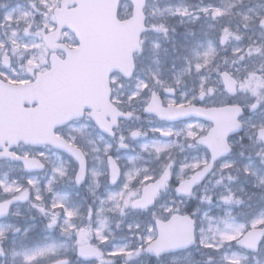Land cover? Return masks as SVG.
Masks as SVG:
<instances>
[{"label":"rangeland","instance_id":"rangeland-1","mask_svg":"<svg viewBox=\"0 0 264 264\" xmlns=\"http://www.w3.org/2000/svg\"><path fill=\"white\" fill-rule=\"evenodd\" d=\"M58 1L0 0L1 77H6L12 83L31 81L36 71L48 68L50 51L45 47L42 37L46 31L54 28L52 11ZM256 1L206 0L202 3L201 0H150L146 8V15L147 24L151 29L142 36L141 48L136 55L137 70L134 77L129 82L121 81L117 74L111 77L115 103L118 105L125 103L129 107L133 106L135 111H139V104L145 99L147 89L167 88L174 90L176 87H180L182 90H180L177 97L166 95L164 97L166 102H193L199 97L201 77L204 78L205 88L212 87L215 89V94L205 97L203 101L210 106L225 103L229 96L223 91L221 83H218L220 81L219 72L227 70L234 78L243 76V81L248 78L250 73L263 74L264 72V59L258 60L259 55L248 59L249 55H246L244 45L239 42L240 38L234 37L241 34L240 32L243 35L249 33V29L253 30V26L256 24L255 19L261 17L262 14L264 15V0L255 3ZM185 9L187 10L185 14L178 11ZM203 9H208V11L205 12ZM214 9L223 10V14H216ZM130 11V4L126 1L122 2L119 10L120 17H128ZM225 30L232 35H229L226 44L221 46L219 41ZM62 38L68 45L76 46V41L69 31H64ZM209 45L215 49V56L210 65L197 72L194 64L200 62L201 58L197 57L196 53H202ZM167 49L170 55H168ZM224 50L228 51L230 55H224ZM6 55L11 58L12 67L4 68L1 64V58ZM238 58L241 59V64L237 62ZM261 77L263 75H260ZM141 83H146L147 88L141 89ZM133 92H137L138 95L129 99ZM240 97L248 100L245 91L241 92ZM244 121L249 129H252L250 125L253 123L260 126L264 122V108L254 115L247 116ZM206 128L204 123L193 121L183 124L175 130H180L183 140H186L188 139V132H191V135L194 136ZM164 130L168 131L169 129ZM90 133L92 135V132ZM247 135L246 132L245 136ZM99 140H101V137L96 134V141L100 142ZM87 142L91 149L92 159L90 181L94 182L87 186L88 189L83 188L75 191L72 189L74 187L70 177H62L60 184L64 188L55 193L66 195V204L69 209H78L80 215L74 219L77 220L75 224L78 227L86 226L84 220H88L87 214L90 206L95 210L101 208L102 200L105 202L102 211L98 214L94 211L92 221H96L94 224L90 223V226L91 229H96L100 226V221L103 220L105 223L102 230L103 235L108 239L106 242L101 243L92 233L86 241L87 244L101 252L100 259L84 262L76 256L78 232L74 231L72 235L65 231L57 232L53 228H49L45 232L39 225L28 224L17 235L12 244L10 264H27L26 254H31L49 246L54 251L44 252L42 255L37 256L32 264H52L62 259H66L67 264H227L225 258L233 256L239 258V264H264V239L257 252L249 253L246 250L239 249L235 245L236 240L222 241L220 235L221 232L225 234L232 232V229L225 227V222L228 224L234 222L236 224L244 223L245 229H247L249 221L264 213V171L250 164L249 158L234 152L218 167L217 172L224 170V165L228 164L235 175H228L225 178L227 182H225L221 175L215 176L217 173L214 174L213 178L208 180L199 191L198 196L195 193L190 196V200H188V197H177L171 187L164 189L155 207L156 218L165 220V213L161 210V205H170L179 208L181 213L187 211L192 214L197 225V243L189 250L151 259L144 252V247L148 242L142 240L141 236L147 235L144 232L145 225L153 222L152 208L148 211H136L131 205H128L124 207V213L121 214L119 209L111 210L115 201L107 200V196L110 193L121 191L125 183H128L130 189L140 190L146 181L144 177H153L155 173L153 170H143L145 166L137 165L135 161L144 159L153 163L155 154L152 151L155 143L140 141L138 146L146 155L138 156L137 159H135V155L119 153L118 157L124 160V163L128 161L130 164H127L129 166L122 174L120 184L116 187L118 190H114L108 185L105 160V154L109 152L111 146L104 140L101 145L98 143L96 146H93L88 138ZM164 144H167L168 147L162 148L161 145ZM180 144L181 142L178 143V145ZM145 145L147 147H144ZM171 145L172 142L156 137V150L157 148L167 149ZM235 145H237L236 142ZM252 161L255 162V160ZM234 165L236 167H232ZM192 168L190 162H183L177 171V177L180 178L184 173H189ZM245 168L248 169L247 172ZM129 177H132V179L129 180ZM2 178L1 181L4 184L9 181L8 184L21 185V183H17L19 176L10 180ZM29 178L33 179V177H28L27 184H29ZM34 181L35 184L31 185L33 187V201L39 202L42 199L37 200L35 196L38 193L42 197V187L36 179ZM75 192L76 195L80 196L78 200L73 199L69 194ZM85 193L91 197V201H86L84 198ZM229 194H231L232 200L225 201L223 197ZM205 197L210 199H205ZM120 203L123 205V201H120ZM50 206L51 204H45L42 207L47 210L48 214L41 212V210H35L33 213H41L44 220H51L48 211ZM53 211L60 212L57 220L64 219L63 209H53ZM18 212V210L15 212V218ZM28 220H36V218L29 215ZM136 224L141 226L140 229L135 228ZM129 225L133 227L129 228ZM262 226L264 225L260 227ZM14 227L15 224L12 225L7 221L0 225V230L8 232ZM32 230L33 235L30 237L29 233ZM35 230H39V232L35 234ZM201 237L206 242L219 245V247H201L199 242ZM28 238H31L29 247L27 246ZM58 240L60 243H58ZM63 241L66 242L64 248L61 246ZM125 247L127 250L139 249V254L131 257L126 254H119L109 256V260H107V253Z\"/></svg>","mask_w":264,"mask_h":264},{"label":"water","instance_id":"water-1","mask_svg":"<svg viewBox=\"0 0 264 264\" xmlns=\"http://www.w3.org/2000/svg\"><path fill=\"white\" fill-rule=\"evenodd\" d=\"M117 1L118 0H112V5L106 6L108 0H62L60 8L55 10L57 28L53 33L45 37V41L49 47H53L55 42L59 39L61 29L69 28L75 33L79 40V47L76 49H67L66 46L59 45L58 48L65 52L66 59L60 60L55 54H51L50 71L37 74L36 80L31 84L20 86L0 85L11 88L14 91H20L23 94L25 90L30 91L34 96L37 95L38 90H40V93L52 90L55 92V96L58 97L61 96V93L64 94L62 89H71L73 83L78 85V79L72 72L74 71L83 78L77 90L84 97V101L82 100L81 102L86 103L78 109V114H80L84 108H90L91 112L89 116L94 120L101 131L108 133L110 128L116 125L117 119L122 117L109 101V76L114 71H118L125 78L131 76L134 69L132 55L138 50L140 34L145 30L143 26V15L141 13L145 0H130L133 4V16L129 20L124 21H117L116 19L115 10ZM73 5H75V8L69 9V7ZM261 25H264V20L261 22ZM68 104L70 105L71 111H76L77 105L73 99H70ZM157 107L158 106L154 107L152 110L145 111L156 114ZM236 107L237 106L233 107L228 105L204 110L194 106L195 110L189 111L184 116L189 117L193 115L201 117L211 121L213 124V127L208 133L209 140L205 142L211 154V161L209 165L201 171L203 172L202 176L210 172L215 160L229 153L230 147L227 144V137L241 129L237 120L242 113L236 114L235 122L233 120ZM164 109L177 110L179 108L168 107ZM27 110L34 116V113H37L39 117H44L48 113L55 112L54 109L40 102L37 108ZM70 110L68 109L67 112H70ZM113 117H115V123H112ZM106 118H110L111 121L106 122ZM39 121L42 123L43 120L39 119ZM104 124H107V128L102 126ZM45 127L50 130L49 124H45ZM39 133L41 132L34 131L30 133L28 135L29 138H27L32 141H41L44 139V134L41 135ZM0 135H8L7 129L2 123L0 124ZM12 136L11 134V137ZM225 144H227V151H222ZM199 182L200 180L195 182V184ZM156 230L157 237L153 243L158 244L162 248L167 247L168 250H162L157 254L154 251L146 250L147 246L145 251L151 255L158 256L172 251L186 249L193 244L187 247L175 246V244L183 238L186 230V225L179 216L170 218L168 221L156 220ZM262 236L263 234L260 236L258 242L261 240ZM237 244L246 247L239 242H237ZM248 248L251 251L257 249V247L255 249ZM94 257L96 256L92 255L84 258Z\"/></svg>","mask_w":264,"mask_h":264},{"label":"snow or ice","instance_id":"snow-or-ice-1","mask_svg":"<svg viewBox=\"0 0 264 264\" xmlns=\"http://www.w3.org/2000/svg\"><path fill=\"white\" fill-rule=\"evenodd\" d=\"M181 11L182 14L186 13L185 10H178ZM203 11L207 12L208 9H203ZM214 12L216 14H223V10L221 9H214ZM7 19V17H5ZM162 27V26H161ZM229 35H232L231 33L227 32L225 30L224 35L221 37V42L223 43L224 40L228 38ZM238 51V49H237ZM254 51H259V49H254ZM196 56L201 58L200 62H197L194 64V68L197 72H200L202 69L206 68L208 65L211 64L214 56H215V49L209 45L208 48L203 51L202 53H196ZM218 75L220 76V81L218 83H221L223 85V91L228 95H235L237 91V87L240 90L248 89L250 90L254 95L258 93V89L260 87H264V81H261L259 77H255L254 73H250L249 77L241 82L238 79L234 78L229 72H219ZM141 89L147 88L146 83L140 84ZM169 92H172L171 89H169ZM215 94V89L212 87L205 88L204 87V78L201 77V86L199 90V98L201 101L205 99L206 96H212ZM138 95L137 92L131 93V96L129 99H132ZM259 98V97H258ZM173 101H169V104H172ZM189 107L185 108L184 104L180 105V108L177 110H168V109H156L158 111L159 118L165 119V120H175L179 119L181 117H184L189 111H193L194 106L192 105L191 101L187 102ZM259 105L257 103H253L249 105V109L254 111ZM149 108H152L150 105ZM148 110V109H146ZM243 109L239 106H237L234 110L233 114V120L235 122V115L241 114ZM115 117L112 119V123H115ZM103 127L107 128V124L102 125ZM250 127L252 129H255V135H256V143H264V122L261 123L259 128H257L256 124H251ZM156 131L160 132L162 135H172L175 133L176 135L181 134L180 130L175 129H169L168 131H165L164 129H156ZM132 136L138 135V131H133ZM189 139H194L192 137L191 132H188L187 134ZM251 138V137H250ZM55 142V141H53ZM61 147H64L66 150L72 152V154L76 157V159L80 162V173L76 176V182L80 183L83 178L84 173V160H83V154L76 149L72 144H66L61 143ZM144 147H147L146 145ZM162 148L168 147L167 144L161 145ZM160 148H157V151H160ZM222 151H227V144L224 145ZM110 166L112 169V175H111V181L115 183L117 181V177L119 175V169L116 166L115 162L109 158ZM26 168H34V167H42L43 165L41 162L35 158L32 159H25L24 161ZM225 167H228L230 165L226 164ZM192 167H196L195 164L192 165ZM206 170V169H205ZM59 175H64V172L62 169L57 168L54 170ZM245 171L247 172L248 169L245 168ZM169 170L166 167L163 173L159 176V178H153L150 176H145V180H151L152 183L144 184L142 190L138 189H130L128 183H125L123 185V188L119 192L110 193L107 196V200L115 201L114 207L111 210L119 209L121 214L124 213V207L131 205L132 207H139L142 208L145 211H148L149 208H152L151 216L153 218V222L147 223L144 228V232L147 234L146 236H141L142 240H147L148 247L146 250L148 251H154L157 254H159L162 250H168L167 247H161L158 244H154L153 240L155 239V219H156V212L154 205L156 204V201L160 197L161 190L165 189L168 185L169 181ZM203 175V172H199L196 175H193L190 179L184 180L180 179L178 185L176 186V191L178 193H183L185 195L191 194V186L193 183L197 182L200 177ZM129 180L132 179V177L128 178ZM28 183L30 185H34L35 181L29 178ZM0 187L3 188L5 192L8 191H16L19 192V196L16 198L19 199H26L29 195L27 189L21 190L20 186L16 185L14 188L12 185L4 186L3 181H0ZM127 190V191H125ZM48 191H51V188H48ZM35 198L37 200L41 199V196L37 193ZM66 195L54 193L53 194V200L51 203L50 208L48 211L51 215V220L48 224L49 228H52V226L56 225L57 219L60 216L59 211H53V209H63L64 219L63 224L61 226V230L65 232H69L71 234L72 231L78 232V247L79 251L77 254L81 257H88L95 255L97 257L100 256V252L95 247H90L86 241L90 237L92 233L95 234V237L101 242L104 243L107 241L108 237L103 235V228L105 227V223L103 220L100 221V226L96 229H91L90 223L87 226H77V224L73 223V220L80 215L78 212V209L71 208L69 209L66 204ZM205 199H210L208 197H205ZM225 201H231L232 196L229 194L228 196L223 197ZM120 201H123V205H121ZM105 202L101 201V208H97L93 210V208L90 206L88 209L87 219L89 222H91L94 211L96 214H98L100 211L103 210L102 206ZM239 203V201H237ZM161 210L165 213V219L168 218H176L179 216L180 219H182L186 225V230L184 233V236L181 240H179L175 246L176 247H187L188 245L196 242V223L195 220L192 217V214H181V210L179 208H174L170 205H161ZM7 203L0 204V214L6 211ZM41 212H44V208H40ZM211 219V217H209ZM261 225H264V213H262L259 217L253 218L248 223L247 229H245L244 223L236 224L235 222L232 224H228L225 222V227L232 229L231 233L225 234L220 233L222 241H232V240H238L240 244L245 245L246 247H250L252 249H255L257 247V242L262 234H264V227H260ZM132 225H129V228H132ZM140 225L136 224L135 228L140 229ZM202 231V230H201ZM139 234V233H138ZM3 235V230H0V236ZM200 245L201 247H207V248H218L219 245L213 244L211 242H206L203 237L200 238ZM54 249L49 246L47 248L39 249L37 251L32 252L31 254L25 255V260L27 264H32V261L35 260V258L39 255H42L44 252H52ZM119 254H126L129 257L139 254V249L137 250H127L126 247L124 249H120L117 251H113L110 253V255H119ZM227 264H239V258L238 257H226ZM58 264H67L66 259H62L58 261Z\"/></svg>","mask_w":264,"mask_h":264},{"label":"flooded vegetation","instance_id":"flooded-vegetation-1","mask_svg":"<svg viewBox=\"0 0 264 264\" xmlns=\"http://www.w3.org/2000/svg\"><path fill=\"white\" fill-rule=\"evenodd\" d=\"M249 33H251L252 37L248 42L254 43V44H262L264 45V27H260L259 25H254L253 30L249 29ZM261 81H264V76L259 78ZM242 90H240L237 87V91L235 96L238 97L239 99V104L243 107L244 111V117L243 120L248 116V115H254L257 111L262 110L264 108V87H260L258 89V93L254 95L250 90L246 89V93L248 95V100L241 99L240 93ZM259 97V98H258ZM257 103L259 106L253 111H250L249 105ZM198 104V103H197ZM34 106L31 105L28 108H33ZM126 109V108H124ZM152 121L151 123L149 122H142L139 117L136 116L135 113L132 112L130 117L128 119L123 120L118 128L114 131V134L112 137L101 134V138L105 141L108 142L111 145V149L109 151L110 155L117 156L120 150L124 151L128 155H135L137 153H141L140 148L138 147V142L143 140L145 136H147L144 133V128L148 126L149 124H152L154 126V131L149 132V139L154 141L156 143V124L158 126H171L174 124H182L187 121H192L194 118L186 119L183 121H178L175 123H166V122H158L156 121V118H151ZM196 120V119H195ZM89 123L91 124L90 120L87 117H84L78 121H73L70 124L57 128L56 129V135L59 137H62L66 139L68 142L72 143L74 146L79 147L82 149L84 152L85 158H86V175L82 178L80 183L76 182V172L78 169V163L72 158L66 155L63 152L57 151L56 149L52 148L51 146H42V147H32L29 145H25L23 143H19L17 146H15L13 149H10V152L15 156V157H34L37 158L41 161L43 170L42 171H27L23 164L15 159H2L0 160V181L2 179H12L14 177L19 176L17 179V183H21L20 188L21 190L27 189L29 190L30 193V199L26 203H18L15 205H12L9 208L8 215L2 219H0V225L9 221L12 225L15 224V227L10 229L8 232H3V235L0 236V256L2 257V262L10 264V255L12 251V244L15 241V238L17 237V234H19L21 227H25L29 223H31V220L29 219V215L33 216V207H35L36 203L37 204H47L50 205L52 199H53V194L55 192L61 191L64 187L61 186V178L62 177H70V180L72 182V188L73 190H81L83 188H87L89 184H92L94 181H90V167H91V158H90V152L91 149L89 147V143L87 142V136H85V139L82 137L80 130L81 124H86ZM90 128L91 130L93 129V136H95V133H97V128H95L93 125ZM143 126V128H141ZM87 128V129H89ZM74 129L76 131H74ZM80 129V130H79ZM85 129V130H87ZM133 131H138V135L132 136ZM253 131V130H252ZM85 132V131H84ZM254 134V133H253ZM160 136H164L161 133H159ZM239 142L242 143L244 140L243 137H237ZM92 142L94 144V139L92 138ZM189 147H192V141L189 140L187 143ZM196 144V142H195ZM178 148V154L174 151V154L171 156L172 159L170 161L171 163V170H172V179L171 183H176L175 185V190L176 186L178 184V180L175 179V171L177 170L178 167L182 164L184 161V158L187 157L189 161L195 160L196 164L200 165L197 166L196 169L200 168L204 164L207 163L208 161V154L202 146L197 145L195 147V151L193 155H189V152L187 150L182 151ZM156 154V150H155ZM156 158H158V162H160V154L157 153L155 156V162L154 163H149L145 161H139L137 164L145 167H150L152 168L154 173V177L156 178V174L160 172V165L156 168ZM117 162L121 165V162L115 158ZM165 160V158H163ZM204 161V163H203ZM122 166V165H121ZM127 165L124 164V167L122 168L125 169ZM60 168L63 170L64 175H59L57 172L54 170ZM122 169V171L124 170ZM195 169V170H196ZM194 171V170H193ZM192 171V172H193ZM157 172V173H156ZM192 172H190L188 175L189 176ZM184 176L183 178H185ZM28 177H33L36 178L38 177L39 184H41L42 187V202H34L33 201V187L30 184H27V178ZM181 178V179H183ZM32 179V180H33ZM7 183L4 184V186L12 185L13 188L15 187L16 183L8 184L9 181H6ZM201 186V185H200ZM199 186V187H200ZM51 188V191H48V188ZM197 187L195 191L199 188ZM19 192L16 191H8L5 192L3 188H0V203H3L12 197L18 195ZM18 212L17 217L15 218L14 214L16 211ZM50 220H42L40 224L43 226L44 231H48ZM73 222H76V220H73ZM17 223H19V228L17 227ZM63 224V220H57L56 225H54L52 228L55 229L57 232H61V226ZM74 231L71 232L73 235Z\"/></svg>","mask_w":264,"mask_h":264},{"label":"bare ground","instance_id":"bare-ground-1","mask_svg":"<svg viewBox=\"0 0 264 264\" xmlns=\"http://www.w3.org/2000/svg\"><path fill=\"white\" fill-rule=\"evenodd\" d=\"M109 256H114V255H110V252L109 253H107V260H109ZM128 260H130V259H128Z\"/></svg>","mask_w":264,"mask_h":264}]
</instances>
